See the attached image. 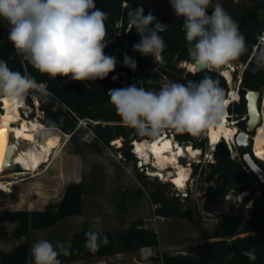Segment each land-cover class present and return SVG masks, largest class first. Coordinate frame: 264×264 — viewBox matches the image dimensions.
<instances>
[{
    "label": "trees",
    "instance_id": "1",
    "mask_svg": "<svg viewBox=\"0 0 264 264\" xmlns=\"http://www.w3.org/2000/svg\"><path fill=\"white\" fill-rule=\"evenodd\" d=\"M214 1L212 0L209 5V12L212 10ZM246 1L252 3L245 7L237 20L234 19L232 5L227 2L220 4L237 22L239 31L246 42V52L234 60L237 63H246L238 88L240 100L234 103L233 109L228 107L229 113L237 114V122L241 130L246 127V121L241 120V116L246 114L247 89L260 90L264 86V69L256 70V58L264 53V46L259 43L264 36V0ZM126 2L131 5L125 4ZM132 5L143 7L145 15L149 13L137 0H95L96 8L108 14L105 24L106 39L109 43L104 50L105 54L115 56L116 60L127 54L136 61L137 66L133 70L123 65L110 73L107 78L89 82L90 87H86L85 82H75L67 77L50 78L47 74L40 73L17 54L0 28V60L6 61L13 71L30 73L38 83L46 84L44 92L31 90L24 97L25 102L31 107H34V101L39 102L40 122L48 128L60 130L69 135L70 140H75L80 132H91L93 134L91 142L97 148L111 146L113 140L123 138V143L117 150L121 151L122 157L127 161L136 160L131 151L132 141L154 139L160 134L141 136L134 129L126 126L110 103L109 90L127 87L133 83L140 86V82L143 81L145 83L141 86L158 91L163 87V79L169 82L186 83L189 80L199 81L206 75L216 80L223 92L230 87L219 69L192 71L179 66L181 62L192 61L185 33L182 31L183 19L167 25V30L160 33L166 44L161 59L134 52L133 45L139 42L140 36L135 29L126 32V7ZM255 46H257L256 50ZM116 73L119 76L112 79V75ZM149 80L151 83H147ZM80 120H84L85 124H80ZM172 133L178 142H191L195 148H200L204 152L205 141L200 139L202 132L193 136L190 133H178L172 129ZM76 153L80 154V151ZM213 156L214 161L208 164L209 179L214 180L215 183L201 186V199L206 203L219 202L232 189L250 190L252 195L259 191L260 194L253 197L252 205L249 207L241 203L233 206L227 213H219L214 227L208 229L204 226L196 206H185L190 200V195L181 197L178 191L168 194L167 188L171 182L157 181L149 193L152 202L156 205V214L163 217H193L204 247L199 254L179 252L163 256V264H264V184L250 171L241 153L233 155V151L224 139L216 144ZM256 161L264 168V160L256 159ZM134 171L142 185L147 184L143 170L134 166ZM194 172L195 174L199 172L198 164H194ZM83 195V181H71L65 186L61 200L48 203L44 209L33 211L2 209L0 224L12 221L15 223L13 235L16 238L28 236L32 229H46L57 225L62 219L81 213ZM0 197H7V193L2 189H0ZM89 227L84 224L79 231L73 233L66 247L70 255L65 256L59 251L58 259L61 264L128 253L137 251L142 246L159 247L157 231L144 228L140 221H136L125 228H99L102 235L107 236L108 243L102 244L95 251H90L84 246L85 233ZM253 248L255 260H250L242 254L245 250ZM157 254H159L158 251ZM0 264H34L29 243L21 242L4 252L0 257Z\"/></svg>",
    "mask_w": 264,
    "mask_h": 264
},
{
    "label": "clouds",
    "instance_id": "2",
    "mask_svg": "<svg viewBox=\"0 0 264 264\" xmlns=\"http://www.w3.org/2000/svg\"><path fill=\"white\" fill-rule=\"evenodd\" d=\"M211 2L170 0L176 16L183 18L182 31L197 71L227 65L247 50L237 22L219 3L209 12ZM128 8L126 31L135 29L140 36L133 51L161 59L166 44L160 33L168 26L156 21L150 11L145 15L143 7ZM107 18L105 11L96 8L95 0H0V20L7 23L8 40L17 54L50 78L67 77L85 82L86 87L107 78L116 67V57L104 51L109 43ZM123 63L136 69V61L127 54ZM256 65V70L264 69V53L257 56ZM143 83L108 92L116 114L141 136H156L166 128L196 136L222 118L224 93L210 76L169 82L158 91L141 86ZM31 90L45 91L30 73L13 71L0 60V97L21 101ZM100 223L101 218L94 217L85 233L84 246L90 251L108 243L99 230ZM57 249L70 255L63 243L53 246L46 239L36 241L31 248L34 264H61ZM242 254L256 259L254 248Z\"/></svg>",
    "mask_w": 264,
    "mask_h": 264
},
{
    "label": "rangeland",
    "instance_id": "3",
    "mask_svg": "<svg viewBox=\"0 0 264 264\" xmlns=\"http://www.w3.org/2000/svg\"><path fill=\"white\" fill-rule=\"evenodd\" d=\"M226 2L233 6V16L236 20L245 7L252 3L246 0H215L212 7L217 3L224 4ZM125 4L131 5L129 2ZM124 56L125 54L121 59H117L115 69H119L124 65ZM231 62L239 67V74L232 75L230 81L225 77L230 86L225 94L229 95L230 91H234L237 96L235 100L229 101L227 105V121L238 130L240 129L237 122L238 116L236 113H229L228 107L233 109L234 103L240 100L238 88L246 63ZM179 66L190 70L183 62ZM118 76V73H116L111 78H117ZM168 83L167 79H163V86ZM260 90L264 93V86ZM24 103L25 105L21 109L22 117L40 121L41 111L38 101H34V107L29 106L25 100ZM2 106L3 104L0 102V113L3 111ZM243 119H246V114L241 116V120ZM11 125L12 128H17L19 121L13 122ZM208 130L209 128L202 131L200 139L205 141V150L201 152L198 159H189L183 155L179 157V161L191 170L186 186L189 189L190 200L186 202L185 206H196L202 216L204 226L212 229L219 213L206 211V202L200 198L201 186L214 185L215 183L214 180L209 179L208 164L211 162V156H208L207 153L209 148ZM163 133H167L175 139L171 128L162 130L160 135ZM52 134L60 136V143L51 155L55 163L47 166L45 164L41 165L39 171L34 172V174H31V172L20 174V172L24 171L21 165H17L14 170L3 172L0 180L5 182L2 190L7 193V197H0V211L6 206L12 209L30 211L44 209L48 203L61 200L65 186L75 179L76 176L82 179L84 185L83 210L79 214L62 219L55 226L42 230L32 229L28 236L21 238H16L13 235L14 222L1 223L0 257L4 252L11 250L15 245L24 241L29 243L30 249L36 241L41 239L50 241L53 246L58 242L63 243L66 248L73 233L79 231L84 224L92 225L93 218L97 216L101 218L100 229L125 228L136 221H140L142 225L146 224L148 229H155L161 241L162 249L160 252L162 257L168 256L172 251L184 250L194 254H199L203 251V240L198 233L195 219L193 217L158 216L155 212L156 205L150 198L149 193L153 188V184H157V181L160 180H169L171 182L167 188L168 194L181 189L170 179L166 178L169 172H174V166L170 165L162 170L164 176L154 175L153 173L158 171L154 159L151 158L148 163H144L142 158L134 151V145H132L131 151L135 155L136 160L127 161L122 157L121 151L117 150V148L122 145L123 138L113 140L111 146H100L97 148L91 142L93 138L91 132H80L75 140H70L62 131L48 127L36 134V144L25 139L22 142L20 152L37 147L39 143H43ZM180 144L183 146L186 143ZM232 147L233 155L238 154V150L233 144ZM57 150H62L63 155L55 158ZM76 151H80V154L76 153ZM194 164L199 165L197 174L194 172ZM134 166L143 170L142 173L146 177L147 184L142 185L138 180ZM42 171L44 174L41 175ZM13 181L18 183L15 184ZM8 182L13 184H8ZM259 194V191L254 195L250 193L246 197L241 198L235 206L244 203L246 207H249L252 205L253 197ZM149 218H151V221ZM57 251L59 252L60 250L57 249ZM155 255L156 251L149 260L154 259ZM157 258H160V256ZM97 260L98 258H91L80 260L74 264H97Z\"/></svg>",
    "mask_w": 264,
    "mask_h": 264
},
{
    "label": "bare ground",
    "instance_id": "4",
    "mask_svg": "<svg viewBox=\"0 0 264 264\" xmlns=\"http://www.w3.org/2000/svg\"><path fill=\"white\" fill-rule=\"evenodd\" d=\"M190 70H195L192 67V63H186ZM222 74L227 77L230 81L232 74L229 70H223ZM236 92L230 91L229 95L224 93V107L223 115L219 120V123L213 127H209L208 130V156H211L212 151H214L216 144L222 139L229 142L232 146V141L234 140L235 133L237 132L236 127L228 123L227 105L229 101L236 99ZM5 98V97H4ZM7 102V103H5ZM39 103V102H38ZM3 111L0 113V133L3 134V146L2 153H0V177L3 175L5 170L4 160L7 145L9 144L10 135L13 134L14 137L28 139L30 142H36V134L47 128L43 123L38 120L23 118L21 109L24 107V100L13 101L5 98L3 100ZM263 120L259 125L257 132L255 134L254 141V153L255 155L263 159L264 158V105L262 109ZM19 121V126L17 128H12V123ZM120 142L119 140H117ZM60 143V136L58 134L49 135L43 143H39L37 147H32L28 150L21 151L16 156V163L21 165L24 171L20 174L27 172L39 171L41 165L44 162L50 161V155H52L54 149ZM36 144V143H35ZM134 151L142 158L144 163H148L151 158L154 159L155 165L158 171L153 173L154 175L164 176L162 170L168 166H174V172H169L166 176L170 179L178 188H186L187 182L191 170L189 167L182 165L179 161V157L185 155L189 159H198L201 154V149L193 148L192 150H185L184 147L173 137L167 133H163L154 139H142L134 140ZM155 146V147H153ZM26 148V147H25ZM12 183V182H8ZM5 182L0 180V189L3 188ZM6 187V186H5ZM249 191L241 193V198L246 197Z\"/></svg>",
    "mask_w": 264,
    "mask_h": 264
},
{
    "label": "water",
    "instance_id": "5",
    "mask_svg": "<svg viewBox=\"0 0 264 264\" xmlns=\"http://www.w3.org/2000/svg\"><path fill=\"white\" fill-rule=\"evenodd\" d=\"M139 4L144 6L148 12L150 11L155 17L156 21L163 25H170L175 21L181 20L183 18L177 17L174 10L171 7L170 0H137ZM131 9H136V5H132ZM129 8L126 7V12L128 13ZM155 23V22H154ZM126 29H127V16H126ZM129 32V31H126ZM260 44L264 46V36L261 37ZM257 49V46L254 47ZM254 50V51H255ZM193 63V61H191ZM220 71L229 70L232 75L239 74V67L234 63L230 62L227 65H222L219 68ZM244 70V69H243ZM242 79V78H241ZM240 79V81H241ZM5 98L2 97L0 102L3 103ZM246 100V127L244 130L238 129L235 133L234 140L232 141L233 146L242 154L243 160L249 167L250 171L264 184V168H262L256 159L258 158L254 154V141L255 134L259 125L263 120L262 116V107L264 104V93L261 90L257 89H247L245 93ZM25 141L22 138L14 137L13 134L10 135L9 144L7 145L5 160H4V171H11L16 168L17 164L15 159L16 156L20 153L22 142ZM133 144V142H132ZM228 144V141H227ZM185 150H192L195 148L193 143H186L183 145ZM230 150L233 151V147L229 146ZM190 163V162H189ZM191 164V163H190ZM243 190L237 191L235 189L230 190L224 199L219 202L210 203L207 202L205 208L209 212L217 213H227L235 206L238 201L241 199L240 194L244 193ZM181 197H186L189 195L188 187L178 190Z\"/></svg>",
    "mask_w": 264,
    "mask_h": 264
},
{
    "label": "crops",
    "instance_id": "6",
    "mask_svg": "<svg viewBox=\"0 0 264 264\" xmlns=\"http://www.w3.org/2000/svg\"><path fill=\"white\" fill-rule=\"evenodd\" d=\"M67 137H69V135H67ZM55 155H56L55 158H57L58 156L63 155V151L57 150ZM50 158H51L50 161L44 162L43 164H45L47 166L48 164L50 165L52 163H55L54 158L51 155H50ZM52 158H53V160H52ZM42 174H44L43 171L41 172V175ZM72 181L78 182V181H82V179L79 176H76V178L73 179ZM13 183L16 184L18 182L13 181ZM49 188H50V186H49ZM3 209L5 210V209H12V208H9L6 206V207H3ZM154 249L156 251L155 258L151 259L149 261H141L140 256H139V251L137 250V251H132V252H128V253H118V254H115L112 256L98 257L97 264H163V257L161 256V252H160L162 249L160 239H159V247L154 248ZM157 251L159 252V254H157ZM179 252L188 253L187 251L180 250V251H172V253H170L169 255H173V254H176ZM159 256H160V258H157ZM76 262H79V261H76ZM74 263H72V264H74Z\"/></svg>",
    "mask_w": 264,
    "mask_h": 264
},
{
    "label": "built area",
    "instance_id": "7",
    "mask_svg": "<svg viewBox=\"0 0 264 264\" xmlns=\"http://www.w3.org/2000/svg\"><path fill=\"white\" fill-rule=\"evenodd\" d=\"M0 28L4 32V34L8 37V25H7V23L1 20ZM183 63L185 66H187L186 63H191V62H183ZM192 71H195V70H192ZM38 84H40L43 89L46 88V84L44 82H40ZM223 93H226V92H223ZM81 123L85 124V121L80 120V124ZM228 146H230L229 142H228ZM213 152L214 151H212V153H211V159H210L211 162L214 161ZM149 220L151 221V218H149ZM142 226L144 228L148 227L146 224L142 225ZM138 251H139V256H140L141 261H148L155 254L154 248L152 246H142Z\"/></svg>",
    "mask_w": 264,
    "mask_h": 264
},
{
    "label": "snow or ice",
    "instance_id": "8",
    "mask_svg": "<svg viewBox=\"0 0 264 264\" xmlns=\"http://www.w3.org/2000/svg\"><path fill=\"white\" fill-rule=\"evenodd\" d=\"M5 103H7V102H5ZM2 137H3V134L0 133V153H2V146H3V139H2ZM153 147H155V146H153Z\"/></svg>",
    "mask_w": 264,
    "mask_h": 264
}]
</instances>
